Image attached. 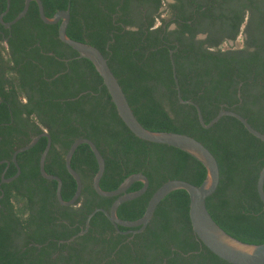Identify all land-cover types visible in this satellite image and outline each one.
Wrapping results in <instances>:
<instances>
[{"label":"trees","instance_id":"16d2710c","mask_svg":"<svg viewBox=\"0 0 264 264\" xmlns=\"http://www.w3.org/2000/svg\"><path fill=\"white\" fill-rule=\"evenodd\" d=\"M41 1L49 18L69 6L67 35L102 52L145 128L187 134L211 151L220 181L206 199L210 215L236 239L264 243V204L256 190L264 142L232 116L203 128L196 109L178 101L170 61L172 53L181 96L199 105L205 123L223 108L264 133V0ZM23 6L24 0H10L4 20ZM5 9L0 0V13ZM58 27L40 19L34 2L10 29L0 23V161H10L0 164V264H230L194 234L183 189L161 200L141 232L122 233L137 228H115L96 212L88 231L69 241L91 212L108 210L116 198L93 190L97 163L87 144L71 158L83 183L71 206L57 201V182L40 174L45 137L17 154L19 176L1 181L3 173L17 172L13 152L43 131L51 137L44 167L61 178L65 201L76 189L65 155L78 138L93 141L105 160L103 190L116 189L133 173L147 176L146 192L118 207L121 219L140 218L164 182L200 185L206 176L193 156L142 140L125 126L94 65L59 40ZM239 37L240 47L229 46ZM141 187L135 182L128 192Z\"/></svg>","mask_w":264,"mask_h":264},{"label":"water","instance_id":"95a60500","mask_svg":"<svg viewBox=\"0 0 264 264\" xmlns=\"http://www.w3.org/2000/svg\"><path fill=\"white\" fill-rule=\"evenodd\" d=\"M31 1H35L37 3L39 17L45 24L52 25L59 23V40L74 49L78 53L79 57L89 60L94 65L103 80V84L106 86L108 94L110 95V98L116 108L118 116L125 124V126L136 137L142 140L152 143L169 145L193 156L205 167L206 176L200 185H194L188 181L180 179H171L164 182L151 195L144 213L140 218L135 220L121 219L117 215L118 207L124 202L133 200L146 192L149 186V179L147 178V176L142 173H133L127 176L116 189L109 191L103 190L100 187V180L105 170V160L93 141L85 137L78 138L74 140L65 155V167L68 173L76 182V189L72 198L65 201L61 194V178L56 175L47 173L44 167L45 160L51 147V137L47 133V131H43L42 133L33 137L29 143L16 149L13 152L11 160L17 168V172L9 178H5L3 173L1 176V181L3 183H6L16 179L20 174V167L17 163V154L32 148L41 137H45L47 138V143L39 158L40 174L45 179L54 180L57 182V201L63 206H71L80 197L83 187L80 175L71 166V158L79 145L87 144L91 149L97 163V171L92 178L93 190L100 196L116 198L112 202L108 210L97 208L93 212H91L86 218L85 227L81 229L77 233V235L71 237L69 241L75 239L77 236L83 235L88 231L90 219L96 212H102L114 225L115 228H117V226L127 227L130 229L137 228L136 230H129L122 233L141 232L148 225L157 205L161 202V200L164 199L170 192L178 189H183L189 195V219L192 230L203 245H205L213 254L230 264H264V243L249 244L231 236L214 221L206 207L207 197H209L216 191L220 181V170L215 156L200 141L187 134L151 131L145 128L138 121L131 109V106L128 103L121 85L119 84L116 76L109 67L107 59L103 56L102 52L95 46H92L86 42L74 40L67 35L66 30L70 21L69 6L67 9L58 10L52 17L49 18L44 13V8L41 0H25L22 10L16 15V17L10 22H4L2 20V17L8 12L10 5V0H7L6 10L1 14L2 23L6 27L10 28L13 24L18 22L27 13ZM170 61L172 65L173 78L176 84L178 101L182 104H189L196 109L198 121L203 128L211 127L223 116H232L240 121L244 128L250 134L264 142V133L251 126L247 119L244 118L241 114L232 110L222 108L219 110L215 117H213L208 123H205L199 105L192 100H185L181 96L172 53H170ZM2 163L7 164L8 166L10 164V161H0V164ZM135 182H141L142 187L136 191L128 192V189ZM256 190L261 202L264 204V165L261 168L257 178Z\"/></svg>","mask_w":264,"mask_h":264},{"label":"flooded vegetation","instance_id":"af4514ba","mask_svg":"<svg viewBox=\"0 0 264 264\" xmlns=\"http://www.w3.org/2000/svg\"><path fill=\"white\" fill-rule=\"evenodd\" d=\"M25 1V0H24ZM31 2H34L36 5H37V3L35 2V1H31ZM31 2H30V4H31ZM167 2H172V0H167ZM6 5H7V0H6ZM10 6V5H9ZM37 9H38V6H37ZM6 10V9H5ZM5 10L4 11H2V13H4L5 12ZM9 11V10H8ZM2 13H0V23L5 27V28H7V29H10V28H8V27H6L3 23H2V21H1V14ZM8 13V12H7ZM6 13V14H7ZM39 13V12H38ZM6 14L5 15H3V17H2V20L4 21V22H10L11 20H9V21H5L4 20V17L6 16ZM166 17V16H165ZM13 20V19H12ZM170 29H173V28H175V25L174 24H171V26L169 27ZM198 38H204V35H202V34H200V35H198ZM36 136V135H35ZM35 136H33V137H35ZM32 137V138H33ZM85 227V226H84ZM85 234V233H84Z\"/></svg>","mask_w":264,"mask_h":264},{"label":"rangeland","instance_id":"374dc122","mask_svg":"<svg viewBox=\"0 0 264 264\" xmlns=\"http://www.w3.org/2000/svg\"><path fill=\"white\" fill-rule=\"evenodd\" d=\"M242 45L241 37H239L235 42H230L229 46H234V47H240ZM225 47L228 45H224Z\"/></svg>","mask_w":264,"mask_h":264}]
</instances>
